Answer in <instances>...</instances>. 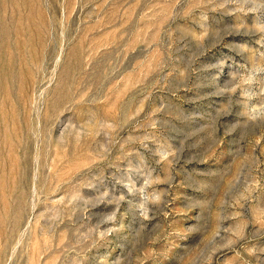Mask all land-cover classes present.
Returning a JSON list of instances; mask_svg holds the SVG:
<instances>
[{"label":"rangeland","instance_id":"rangeland-1","mask_svg":"<svg viewBox=\"0 0 264 264\" xmlns=\"http://www.w3.org/2000/svg\"><path fill=\"white\" fill-rule=\"evenodd\" d=\"M0 264H264V0H0Z\"/></svg>","mask_w":264,"mask_h":264}]
</instances>
